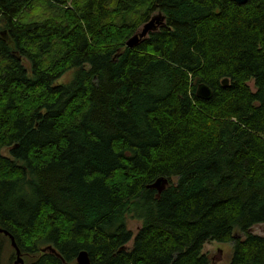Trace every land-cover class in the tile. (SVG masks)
Returning a JSON list of instances; mask_svg holds the SVG:
<instances>
[{
    "label": "trees",
    "instance_id": "trees-1",
    "mask_svg": "<svg viewBox=\"0 0 264 264\" xmlns=\"http://www.w3.org/2000/svg\"><path fill=\"white\" fill-rule=\"evenodd\" d=\"M258 225L264 0H0V228L25 264H209V242L264 264Z\"/></svg>",
    "mask_w": 264,
    "mask_h": 264
},
{
    "label": "water",
    "instance_id": "water-1",
    "mask_svg": "<svg viewBox=\"0 0 264 264\" xmlns=\"http://www.w3.org/2000/svg\"><path fill=\"white\" fill-rule=\"evenodd\" d=\"M235 1L237 4L239 5H245L246 3H248L250 0H233ZM165 21L166 18L163 14H158V15H154L149 22H147L146 24H144L138 31L136 34H134L128 41H127V46L129 48H135L137 47L140 42L146 38L151 32H156L160 27L165 25ZM224 86H228L229 81L228 79H225L223 81ZM212 90L209 88L208 85L206 84H200L198 86L197 89V97L201 98L203 100H208L212 97ZM169 182L167 178H159L156 180L155 183H153L152 185L149 186L150 189H154L156 191H158L159 194H161L163 191L166 190V188L168 187ZM0 233L4 234L5 236H7L10 241H11V247L15 250L16 255H15V261L14 264H25L24 258L22 256V253L20 251V249L17 246V243L15 241V238L6 230H3L0 228ZM41 251L43 253L45 252H50L52 254H55L56 256L60 257V255L57 253V251L51 247H45L42 248ZM63 260V259H62ZM64 262V260H63ZM76 263L77 264H92L89 254L86 251H82L78 254L77 259H76ZM64 264H72V263H64Z\"/></svg>",
    "mask_w": 264,
    "mask_h": 264
},
{
    "label": "rangeland",
    "instance_id": "rangeland-1",
    "mask_svg": "<svg viewBox=\"0 0 264 264\" xmlns=\"http://www.w3.org/2000/svg\"><path fill=\"white\" fill-rule=\"evenodd\" d=\"M156 15H158V13ZM23 63L26 66L28 72L31 73L30 71L31 66L29 61L24 60ZM74 75L75 72L71 70L70 72L65 74L57 83L58 84L70 83L72 82ZM250 87L253 90H255L253 88V83H250ZM127 226L129 230H131L134 234H136L138 230L141 228L142 222L139 219L135 218V216L134 217L129 216L127 217ZM249 233L264 237V225H258L253 227ZM235 236L241 239L245 238V234L240 231H236ZM203 253L208 256L210 261L209 264H230L233 255V244L232 243L221 244L217 242H209L205 245ZM9 254H10L9 247H7L5 255L3 257L4 259L3 264H7L9 259Z\"/></svg>",
    "mask_w": 264,
    "mask_h": 264
}]
</instances>
